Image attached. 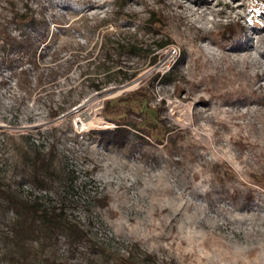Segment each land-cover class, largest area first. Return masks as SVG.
Returning <instances> with one entry per match:
<instances>
[{"label": "rangeland", "instance_id": "rangeland-1", "mask_svg": "<svg viewBox=\"0 0 264 264\" xmlns=\"http://www.w3.org/2000/svg\"><path fill=\"white\" fill-rule=\"evenodd\" d=\"M8 1L38 10L42 0H0L1 17ZM75 1L92 4L59 9L66 24L53 27V45L40 48L35 64L22 60L27 79L0 68V182L19 197L38 195L43 209H62L109 253L134 248L168 264H264V0H162L172 43L157 50L152 65L133 58L138 70L131 80L94 92L84 79L92 71L85 57L96 55L104 29L84 38L79 27L112 17L117 0ZM125 9L147 15L134 0ZM139 23L134 16L121 31L150 39ZM227 23L245 28L240 42L221 44ZM172 65L186 81L183 91H175L172 81H156L149 90L154 100L146 103L144 124L152 137L140 141L131 134L120 147L92 133L115 126L101 114L104 101ZM161 98L165 122L181 131L172 141L167 135L162 142L154 139L162 134L153 111ZM61 106L67 110L51 118L49 107ZM52 142L58 180L54 188H38L20 168L38 153L47 155ZM102 197L105 206L96 201ZM1 229L0 264H5L9 245ZM26 264L101 261L91 252L69 253L60 243L36 245Z\"/></svg>", "mask_w": 264, "mask_h": 264}, {"label": "trees", "instance_id": "trees-1", "mask_svg": "<svg viewBox=\"0 0 264 264\" xmlns=\"http://www.w3.org/2000/svg\"><path fill=\"white\" fill-rule=\"evenodd\" d=\"M127 1L117 0L112 17L109 19L102 18L97 23L94 21L91 24L85 20L79 27V33L84 38L101 27L104 29L96 55L92 59L91 56L85 57L89 59L88 67L91 65L92 71L84 73V79L92 92L100 91L111 84L131 80L138 70L137 67L132 66L133 63H130L133 58L148 60V64L152 65L158 59L157 50L172 43V39L165 32L170 21V15L165 11L167 3L156 0L159 6L145 0H134L143 5V11L147 14L144 17L142 13L136 14L126 10ZM91 4L90 1L42 0L39 9L35 10L31 6L18 7L13 1H8L7 15L0 16V68L5 65L13 71L17 79L21 76L27 79L29 71L21 65L22 60L29 57L30 62L35 64L36 54L42 56L40 48H49L53 45L52 36L55 35L53 27L66 24V16L59 12V9L72 7L82 10ZM134 16L140 19L138 29L144 34H150V39L139 38L136 32L131 34L128 29L121 31V28L129 27ZM108 23L114 25L116 30H120L119 33H115L116 36L106 27ZM231 25L227 23L222 26V45L238 43L246 34L243 26L239 25L237 28ZM175 68L172 65L163 73L155 71L136 89L104 101L101 114L115 126L112 129L94 130L92 133L99 135L101 140L120 147L124 146L131 134L140 141H146L144 135L152 137L150 130L144 124L148 114L146 103L150 99L154 100L149 90L156 81L160 84L172 81L175 91H183L182 83L186 81L185 77ZM255 99L259 100L258 97ZM65 110L67 109L63 106L49 107L48 114L54 118ZM153 111L162 130L160 138L153 137L155 141L162 142L165 135L172 141L180 135V129L167 125L162 116L165 111L163 98L154 106ZM55 150L56 143L52 142L47 155L38 153L21 165L22 174L38 188L46 185L54 188L58 180L57 171L52 164ZM39 199L38 195L19 197L10 187L0 182V220L4 221L3 224L0 223L2 241L9 245L5 264H26L36 245L49 244L56 248L60 243H63L69 253L91 252V257L99 259L101 264H168L154 254L139 249L135 251L134 248H116L113 253L107 252L106 248L95 245L90 240L87 231L80 223L65 217L62 209L41 208ZM96 201L100 206L107 204L106 197L98 198Z\"/></svg>", "mask_w": 264, "mask_h": 264}, {"label": "water", "instance_id": "water-1", "mask_svg": "<svg viewBox=\"0 0 264 264\" xmlns=\"http://www.w3.org/2000/svg\"><path fill=\"white\" fill-rule=\"evenodd\" d=\"M120 87H122V86H120ZM118 89H119V88H116V89H114V90L105 91V92L102 93V96H107V95H109V94H111V93L117 91Z\"/></svg>", "mask_w": 264, "mask_h": 264}, {"label": "bare ground", "instance_id": "bare-ground-1", "mask_svg": "<svg viewBox=\"0 0 264 264\" xmlns=\"http://www.w3.org/2000/svg\"><path fill=\"white\" fill-rule=\"evenodd\" d=\"M192 2H194V1H192ZM202 3H203V4H209L208 2H202ZM218 3H219V2L217 1L216 4H218ZM208 7H209V6H208ZM235 8H237V6H235L234 9H235ZM222 12H223V11H221V10H220L219 12H217V13H216L217 16L221 15Z\"/></svg>", "mask_w": 264, "mask_h": 264}]
</instances>
